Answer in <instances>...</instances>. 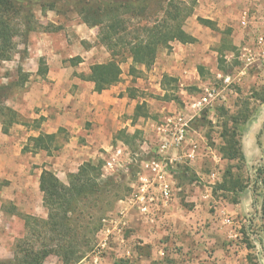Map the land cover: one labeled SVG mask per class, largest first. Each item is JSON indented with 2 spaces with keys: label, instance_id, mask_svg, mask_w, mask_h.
I'll use <instances>...</instances> for the list:
<instances>
[{
  "label": "rangeland",
  "instance_id": "rangeland-1",
  "mask_svg": "<svg viewBox=\"0 0 264 264\" xmlns=\"http://www.w3.org/2000/svg\"><path fill=\"white\" fill-rule=\"evenodd\" d=\"M197 8L198 2L186 22L194 16ZM58 10L48 14V11L42 12L40 7L35 8L36 19L40 23L37 33L52 34L53 39L58 42L57 46L60 42L67 41L69 46L60 49L84 55L88 61L86 67L111 59V53L100 41V26L84 23L82 16L63 3L58 5ZM162 16V12L153 10L139 18L123 15V19L126 21L127 33H131L140 24H151ZM50 18L56 19L59 23L56 25L59 26L54 25ZM30 34L16 37L17 47L12 58L7 63L0 60V108L6 107L5 97L19 98L24 89L19 87L26 79L20 61L27 54ZM214 34V37L221 38L217 31ZM224 39H229L225 32ZM226 47L227 45L219 47L220 54L211 56L201 73L195 68L199 65L203 67L202 64L194 62L189 66L185 63L183 67L190 72H184L183 77L173 76L177 81H171L165 88L162 74L161 77L160 74L157 78L151 77L154 65L149 70L141 68L143 72L138 76L131 75L132 62L127 50L123 49V73L118 84H122L121 95L126 94L131 98L129 106L134 109L132 114L126 112L118 118V121L128 122L126 128L118 129V121L111 126V130L115 131L113 144H117L116 135L119 136L123 131L130 135L127 139L130 142L128 154L118 169L104 170L110 155L106 157L107 155L93 154L89 148L92 144L88 143L85 134H71L64 128L59 130L51 145L50 156L54 157L46 161L42 158L40 164L33 165V174L37 175L36 169L50 165L51 161L52 164L57 163V160L62 159L64 151L74 150V158H77L69 166L61 160L56 168L49 169L62 182L68 183L69 173H73L72 170L77 172L83 163L92 161L96 165L102 164V176L97 179L100 191L83 198L78 205L79 212L71 217V227L62 228L68 235L76 236L73 241L83 253L81 261L76 264H140L148 258L152 259V264H215L220 260L219 257L212 260L217 250L233 251L231 255L236 260H243L244 264H264V73L253 70L246 74L247 78H242L240 84L233 83L225 87L223 80L217 76L218 70L233 76L242 66L239 60L242 48L236 50L235 56L226 58ZM168 51L171 50L162 49L158 57ZM71 64H75L73 60ZM211 86L223 89L226 101L225 104L220 101L218 104L217 101L212 108L196 116L190 124L189 136L192 143L198 146L197 161L188 163L184 160L170 167L175 178L173 210L181 226L164 220V217H159L156 223H150L139 212L130 209L126 200L130 194V185L137 180L140 160L156 157V127L163 122L164 116L186 111V105L197 99L204 88ZM164 89L171 95V100L166 98ZM170 102L174 103L171 109H163ZM138 103H145L143 113L147 117L143 122L141 118L134 120ZM91 129L92 123L86 122L82 131L87 133ZM258 129L260 130L257 131ZM255 131L256 144L254 137L250 135ZM234 141L237 143L234 144ZM28 143L33 147L34 143L30 139ZM244 147H258L260 155L253 157L249 163L246 156L244 161L239 158L230 159L234 150L244 153ZM99 152L106 154L104 149ZM13 176L17 179V184L0 180V264H18L17 245L20 241H25L23 249L30 244L36 249H40L43 244L55 248L54 243L51 244V237L55 232L42 228L37 221L47 220L49 212L43 204V193L41 202L38 199L36 180L35 183H30L29 190L21 191L15 188L21 181L19 174L15 173ZM32 181L31 178L30 182ZM225 183L229 190L222 188ZM251 192L255 203L248 213H256L258 216L246 217L247 212L233 213L232 206ZM236 200L239 202L234 203ZM28 215L33 217L26 221ZM117 217H126L127 225L119 229L115 227L113 222ZM39 231L43 234L40 235ZM105 241V250L98 254L99 244ZM221 254V260L224 261V253ZM96 256L99 257L98 260ZM44 264H62V261L58 254L52 253Z\"/></svg>",
  "mask_w": 264,
  "mask_h": 264
},
{
  "label": "crops",
  "instance_id": "crops-1",
  "mask_svg": "<svg viewBox=\"0 0 264 264\" xmlns=\"http://www.w3.org/2000/svg\"><path fill=\"white\" fill-rule=\"evenodd\" d=\"M52 12L55 13L56 11L49 10L47 13ZM198 18L213 21L218 30L204 26ZM49 20L54 25L59 24L56 19L50 18ZM184 30L197 41L187 44L179 41L172 43L171 51L157 58L154 64L155 70L151 75L152 78H157L159 74L160 77L161 74L163 77L165 75L183 77L184 72L188 73L189 71L188 68L183 67L185 63L190 66L191 63L198 62V65L202 64L204 69V66L207 67L211 56L220 54L219 47L221 45H227V49L224 51L228 53L226 58L235 56L236 50L252 44L255 36L264 31V0H198L196 13L185 23ZM213 30L220 33L221 38L214 37ZM224 32L229 38L227 41L224 39ZM57 43L52 34L48 32H32L30 34L27 54L20 61V67L23 68L22 71L27 76V80L19 86L21 90L23 87L24 89L19 98L18 96L16 98L5 97V106L17 111L22 121L14 123L8 132H4L0 119V180H8L17 184V179L13 178L15 177L13 175L19 174L21 181L15 188L21 191L29 190L30 183L33 184L36 180L40 202L42 172L56 168L61 160L66 163V166H69L71 161H75L77 157L74 158L76 156L74 150L67 149L62 153L61 160H57V163L54 164L51 161L50 165L36 169L37 175H34L35 172L32 171L34 164H40L42 158L46 161L54 156H50L48 150L32 149L28 143L31 137H38L42 133L57 134L60 129L64 128L71 134H85L88 137V143L92 144L88 147L93 154L107 155L106 157L110 155L111 157L112 148H120L123 151L121 156L123 160L128 154V144L125 143L122 133L119 136L116 135L117 144H113L112 139L115 136V131L111 130V126H114L119 116L126 112L132 114L134 109L129 106L131 98L126 94L121 95L122 84H116L101 93L96 92L93 82L82 79V75L87 76L90 73L91 67L85 66L88 61L84 55L71 54L68 50H61L60 48L69 46L67 41L60 42L59 46ZM76 58L81 60H74ZM72 60L75 64H71ZM2 62L7 63V61ZM42 65L44 67L43 72L40 70ZM200 67L199 65L195 68L196 71H199ZM218 73L223 72L218 70ZM164 92L166 94L167 90L164 89ZM173 104L170 102L163 109L169 107L171 109ZM189 104L186 105V108L189 107ZM145 117L147 116H140L139 118L143 122ZM139 118H136L134 114L135 121ZM86 122L92 123V129L83 133L82 130ZM118 123L120 124L118 129L126 128L128 125V122L124 121H118ZM138 128L140 127L138 126ZM257 131L250 134L254 137L255 144L257 143ZM124 132L128 134L127 131ZM26 146H29L30 150L24 151ZM257 148L248 149L244 147V155L248 163L253 157L257 158L260 155V149ZM100 149H104L106 154L100 153ZM196 161L197 159L194 163ZM75 171L72 170V172ZM31 178L32 182H30ZM254 203L252 192L245 194L238 204L232 206L231 211L236 214L247 212L246 217H257L256 213H248L254 208ZM173 205L172 202L169 210L165 212L164 220L174 222L176 226L178 224L180 227L181 223L175 217ZM191 214L193 215L194 212ZM241 217L243 216L241 215ZM222 252L224 253V261L221 260ZM232 253L233 251L217 250L212 260L219 257L220 260H217L215 264H244L243 260H236L234 255H231ZM141 262L152 264V259L148 258Z\"/></svg>",
  "mask_w": 264,
  "mask_h": 264
},
{
  "label": "trees",
  "instance_id": "trees-1",
  "mask_svg": "<svg viewBox=\"0 0 264 264\" xmlns=\"http://www.w3.org/2000/svg\"><path fill=\"white\" fill-rule=\"evenodd\" d=\"M197 2L198 0L191 2L183 0H0V60L7 61L12 58L13 51L17 47L16 37L22 34L29 35L38 30L40 23L36 19V7H40L44 13L49 10L57 12L58 5L63 3L82 16L84 23L100 26V41L111 53V59L105 63L91 65L90 73L87 76L82 75V79L93 82L94 90L101 93L121 82L123 49L127 50L132 62L130 74L138 76L143 72L141 68L149 70L155 64L162 49L171 50L173 42L179 41L183 44L196 42L194 37L185 32L184 25ZM153 10L162 12L163 16L151 24H140L134 32L127 33L123 15L139 18ZM198 20L204 26L218 30L213 21L203 18ZM40 70L43 72L44 67ZM199 71L203 72V67H200ZM171 81H177V79L165 75L164 88ZM165 96L168 100L172 99L168 93ZM175 99L178 100L177 97ZM144 104L136 106V118L147 116L143 113ZM0 114L4 132H8L14 123L20 122V115L10 107L0 108ZM122 134L125 143L129 145L130 142L127 139L130 135L124 131ZM55 138L56 134H41L38 137H31L30 141L34 143L33 149L50 151ZM236 143L234 141V144ZM28 150L30 147L26 146L24 151ZM229 157L230 159L239 158L242 161L245 159L244 153L240 150H234ZM101 168L102 164L85 162L77 172L69 173L68 183L62 182L52 170L42 172L40 190L43 193V204L49 212V218L37 221L41 223L42 228H49L55 232V235L51 237V244L54 243L55 248H49V244H43L40 249H36L30 244L23 249L25 241H20L17 245L18 264H44L46 258L52 253L59 255L62 264H76L81 261L83 253L78 250V245L73 241L76 236L68 235L62 228L71 227V217L79 212L78 205L83 198L86 199L89 195L100 191L97 179L102 176ZM228 173L231 175L230 170ZM222 188L229 190L226 183ZM243 191L244 188L242 193ZM238 202L236 200L234 203ZM31 217L33 216L28 215L26 221L32 219ZM41 234L43 233L40 232ZM55 241L58 243L55 244Z\"/></svg>",
  "mask_w": 264,
  "mask_h": 264
},
{
  "label": "built area",
  "instance_id": "built-area-1",
  "mask_svg": "<svg viewBox=\"0 0 264 264\" xmlns=\"http://www.w3.org/2000/svg\"><path fill=\"white\" fill-rule=\"evenodd\" d=\"M239 60L242 66L236 75L217 74L225 83V87L233 83L240 84L242 78L253 70L264 73V31L255 36L251 45L241 49ZM217 101L218 104L220 102L225 104L226 96L223 89L215 86L206 87L202 94L189 104L186 111L165 116L163 122L156 127V157L140 160L137 180L130 185V194L126 197L130 209L139 212L150 223H156L159 217H164L173 202L175 194V178L171 170L173 164L184 160L188 163L194 162L197 158L198 146L192 143L189 136L190 124L196 116L212 108ZM122 154L120 148H112L111 157L106 161L104 170H117L122 161ZM127 222L126 217H117L113 223L119 229L125 227ZM106 245V241L99 244L100 249L97 253L101 254ZM95 258L98 260L99 257Z\"/></svg>",
  "mask_w": 264,
  "mask_h": 264
}]
</instances>
